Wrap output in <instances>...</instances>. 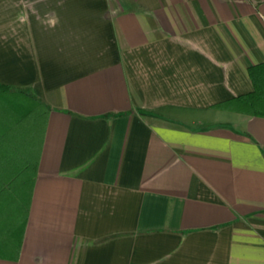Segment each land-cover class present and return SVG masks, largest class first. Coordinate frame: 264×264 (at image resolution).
<instances>
[{
	"label": "crops",
	"instance_id": "obj_1",
	"mask_svg": "<svg viewBox=\"0 0 264 264\" xmlns=\"http://www.w3.org/2000/svg\"><path fill=\"white\" fill-rule=\"evenodd\" d=\"M262 62L264 0H0V85L45 107L26 201L0 124V264H264V118L216 107Z\"/></svg>",
	"mask_w": 264,
	"mask_h": 264
},
{
	"label": "trees",
	"instance_id": "obj_2",
	"mask_svg": "<svg viewBox=\"0 0 264 264\" xmlns=\"http://www.w3.org/2000/svg\"><path fill=\"white\" fill-rule=\"evenodd\" d=\"M248 76L252 83V90L249 93L217 104L216 107L264 118V62L250 66L248 68ZM7 89V87L0 85V124L4 125L5 128V133H2L1 136L6 139L8 135H11L9 130L18 125H31L34 128L33 131L21 134L23 137L28 138V141L23 143V145L24 147H29L28 152L30 153V156L28 157L26 154L22 153V157H19L21 152L19 154H10V158H13L9 164V169L7 170L8 178L15 176L16 173L19 176L18 172L21 169L23 170L20 174L23 173V176L26 178V181L23 182L24 198L19 197L18 199H24V201H26V193L31 192L27 187V185H31L30 179L34 167V165L32 166L31 161L32 157L35 159V156H37L38 150L35 145L38 139L42 136V132L40 131L41 125H37L41 120L36 115V112L38 109H45V107L43 105H31L30 101L26 103L24 97L21 95H14L15 99L13 95L8 94ZM11 140L13 139L11 138ZM16 181V184H19L20 180ZM23 215H25V213L22 214L21 217ZM21 232L20 227L19 233ZM19 233L18 235L13 234L12 238L16 241L14 246L12 244L13 249L19 247V241L21 239Z\"/></svg>",
	"mask_w": 264,
	"mask_h": 264
}]
</instances>
